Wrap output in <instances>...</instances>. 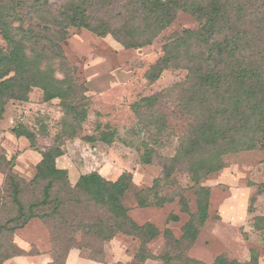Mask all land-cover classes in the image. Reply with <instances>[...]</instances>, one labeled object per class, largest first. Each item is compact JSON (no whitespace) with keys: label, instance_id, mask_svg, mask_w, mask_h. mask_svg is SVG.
<instances>
[{"label":"trees","instance_id":"1","mask_svg":"<svg viewBox=\"0 0 264 264\" xmlns=\"http://www.w3.org/2000/svg\"><path fill=\"white\" fill-rule=\"evenodd\" d=\"M179 12L192 16L198 28L184 29L167 39L144 77L153 83L165 71L184 73L177 85L178 108L189 123L170 158L143 145L141 163L159 161L161 175L136 199L139 208H146L150 197L171 183L173 175H187L196 187V212L184 224L181 237L130 218L122 203L132 185L128 172L115 181L97 172L81 174L71 185L66 171L56 166L62 155L58 143L40 154L30 179L15 173L13 162L0 152L4 176L0 264L39 254L24 251L13 240L14 233L32 219L49 230L51 261L46 264H65L74 248L87 250L93 262L101 261L103 244L117 235L139 241L137 262L204 264L189 256L208 216L209 188L200 185L202 180L224 168L225 156L254 150L264 153V0H0V116L8 102H27L37 88L44 102L59 101L61 137L75 138L89 101L82 75L63 47L70 29L86 30L98 38L111 36L129 49H141L152 45ZM56 72L62 79L55 77ZM160 99V93L140 98L131 109L140 123L146 122L162 136L165 116L154 110ZM12 132L35 147L34 135L22 126ZM180 204L188 212L184 198ZM171 220L178 219L172 216ZM160 235L163 250L152 258L147 245ZM212 264L259 261L250 251L244 262L218 256Z\"/></svg>","mask_w":264,"mask_h":264},{"label":"rangeland","instance_id":"2","mask_svg":"<svg viewBox=\"0 0 264 264\" xmlns=\"http://www.w3.org/2000/svg\"><path fill=\"white\" fill-rule=\"evenodd\" d=\"M198 26L192 16L179 12L152 45L141 49H129L111 36L98 38L86 30L71 28L63 47L82 75L89 101L78 135L71 139L61 137L63 112L59 101L44 102L42 91L35 88L27 102L6 104L0 116L1 154L13 162L15 173L27 179L35 174L40 154L58 143L62 155L56 159V166L66 171L71 185L81 174L97 172L106 180L115 181L128 172L132 175V185L122 203L130 218L139 225L152 224L160 232L169 229L179 239L184 224L196 212V187L187 175H173L171 183L159 188L156 197H150L151 205L146 208L138 207L136 197L141 190L151 188L161 175L156 164L159 161L141 163L143 145L155 150L158 156L170 158L189 123V118L178 108L177 85L184 73L165 71L153 83H148L144 75L160 57L167 39ZM55 77L62 79L58 72ZM159 93L161 99L154 110L165 116L167 126L162 136L146 122L140 123L131 109L140 98ZM20 126L34 135L35 147L31 148L25 138L13 134L12 130ZM84 137L90 138L89 141H82ZM224 163L220 172L200 184L209 188L208 216L189 256L204 264H212L218 256L244 262L253 251L259 264H264V153L259 150L238 152L225 156ZM3 178L0 173V187ZM181 198L186 201L188 212H184ZM172 216L178 220L172 221ZM13 240L26 252L39 253L28 257L50 254L49 230L38 219H32L17 230ZM163 246L164 239L160 235L148 243L147 249L153 258L162 252ZM138 248V240L117 235L103 244L101 261H91L85 249L74 248L69 254L77 253L81 258L79 264H160L153 259L137 262L134 256ZM43 260L39 257L36 262L41 264ZM27 261L9 264H27ZM68 264H76V260L72 257Z\"/></svg>","mask_w":264,"mask_h":264},{"label":"crops","instance_id":"3","mask_svg":"<svg viewBox=\"0 0 264 264\" xmlns=\"http://www.w3.org/2000/svg\"><path fill=\"white\" fill-rule=\"evenodd\" d=\"M19 246V245H18ZM20 247V246H19ZM21 248V247H20ZM24 248V247H23ZM39 257H42V258H44V260L41 262V264H46V263H48V262H50V256L49 255H41V256H37V257H18V258H14L13 260H11V261H9V262H6L5 264H9V263H11V262H16L17 260H23V259H25L26 261H27V264L29 263V264H38L37 262H36V260H38V258ZM74 258L75 260H76V264H79V261L81 260V258L78 256V254L77 253H75V252H70V254H69V259L67 260V264L69 263V261H71V258ZM32 262H31V261ZM40 264V263H39Z\"/></svg>","mask_w":264,"mask_h":264}]
</instances>
